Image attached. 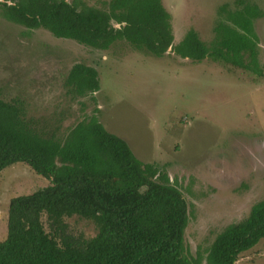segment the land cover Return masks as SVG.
I'll return each mask as SVG.
<instances>
[{
	"label": "trees",
	"instance_id": "trees-1",
	"mask_svg": "<svg viewBox=\"0 0 264 264\" xmlns=\"http://www.w3.org/2000/svg\"><path fill=\"white\" fill-rule=\"evenodd\" d=\"M9 2V3H8ZM105 7L78 0H5L2 17L27 29H44L99 50L117 40L160 57L169 51L191 62L207 58L261 76L255 19L264 12L249 0L222 5L206 44L190 29L173 43L161 0H106ZM67 103L84 107L99 89L96 69L73 63L62 80ZM97 107L63 126L60 109L33 116L25 99L0 97V171L23 162L50 183L11 197L0 264H236L264 239V198L220 230L205 251L184 248L187 205L164 166L143 162L127 143L98 121ZM91 221L87 236L69 218Z\"/></svg>",
	"mask_w": 264,
	"mask_h": 264
},
{
	"label": "rangeland",
	"instance_id": "rangeland-1",
	"mask_svg": "<svg viewBox=\"0 0 264 264\" xmlns=\"http://www.w3.org/2000/svg\"><path fill=\"white\" fill-rule=\"evenodd\" d=\"M78 1L99 8L106 3ZM235 1L161 0L173 43L192 29L209 44L219 8H233ZM249 1L264 12V0ZM253 28L261 76L207 58L191 62L169 49L156 57L122 39L107 50L86 47L14 24L2 17L0 6V97L25 99L33 116L63 109V126L97 107L102 126L123 139L137 159L164 166L181 191L188 218L184 248L196 257L205 254L223 227L244 218L264 198V14ZM76 62L93 66L99 82L95 101L84 99L81 110L66 102L62 88ZM49 183L23 162L0 171V240L6 236L10 198ZM69 221L87 236L95 234L91 221ZM235 263L264 264V239Z\"/></svg>",
	"mask_w": 264,
	"mask_h": 264
},
{
	"label": "water",
	"instance_id": "water-1",
	"mask_svg": "<svg viewBox=\"0 0 264 264\" xmlns=\"http://www.w3.org/2000/svg\"><path fill=\"white\" fill-rule=\"evenodd\" d=\"M9 3V2H8Z\"/></svg>",
	"mask_w": 264,
	"mask_h": 264
}]
</instances>
